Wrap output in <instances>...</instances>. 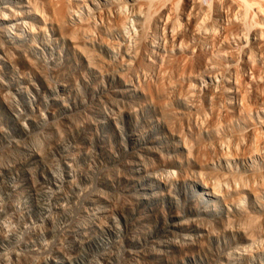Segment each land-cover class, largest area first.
Segmentation results:
<instances>
[{
	"label": "rangeland",
	"instance_id": "obj_1",
	"mask_svg": "<svg viewBox=\"0 0 264 264\" xmlns=\"http://www.w3.org/2000/svg\"><path fill=\"white\" fill-rule=\"evenodd\" d=\"M128 1L0 0V264H264V52Z\"/></svg>",
	"mask_w": 264,
	"mask_h": 264
},
{
	"label": "bare ground",
	"instance_id": "obj_2",
	"mask_svg": "<svg viewBox=\"0 0 264 264\" xmlns=\"http://www.w3.org/2000/svg\"><path fill=\"white\" fill-rule=\"evenodd\" d=\"M152 1L153 0H129L128 1V5L129 6H131L132 8L138 9V12L136 14V17H137V19H138V21L140 23H142L143 20H144V23L146 21H148V20L150 21V18L151 19H154L155 21H159V19L162 18L160 16H162L165 13V11H166V9H165L166 6L164 5V2L165 1H161V3L163 2L162 4H157L158 2L160 3L159 0L158 1H155L156 4L154 5V7L153 6L151 7V2ZM152 3H154V2H152ZM191 5H192V8H194V10H195L194 11V19H193V22H196L197 23L198 17H199V15H200L201 12H204V13L207 12L208 13L209 11H212V13H213L215 11L214 13L216 15H219L220 17H223V18H226V17L230 18L231 17V19H228L227 18V20H228L229 23H227V25L225 24L226 26L224 25V27H223L224 28L223 29L224 31L222 30V32H224V34H227L229 31L232 32L233 29H235V30L238 29V31H240V33L242 34L243 41L245 42L242 45L243 50L244 49H245V51L249 50L248 43L251 41L252 44H255L260 50H262V52H264V0H215L214 5L209 4V6H206L207 8L203 7L202 4H200L199 2H196V0H195V1H192V4ZM205 5H208V4H205ZM250 10H252V11L255 10V12L253 13L254 17L256 16L255 18H257L260 15V17L263 20L262 25H260V24H258V26L257 25L256 26L255 25L254 26H251L250 25V22L249 21H252L253 20V17L251 16L252 11L250 12ZM230 12L232 14H230ZM113 13H114V17L116 18V21H118L119 22V25L122 26V28L125 30L128 27V26H126L124 24L125 23L124 20L127 18V15H128L127 6L126 5H121V3L113 4ZM256 13L258 14V16L255 15ZM204 16H206V14H204ZM249 17L250 18L252 17V20H250ZM207 18H205V19H207ZM261 18H259V20ZM229 20H231V21H229ZM187 21H189V20H187ZM126 22H127V20H126ZM198 22L201 23L202 21L201 22L198 21ZM167 23L165 22V24H167ZM163 24H164V22H163ZM198 24H197V27L199 26ZM203 24H206V23H203ZM192 25H193V23H192ZM185 26H186V24H185ZM194 27L195 26H193V28ZM204 27L202 26V28H204ZM198 30H200V29L198 28ZM197 32H199V31H197ZM180 33H178V32L176 33L175 32V36H174L175 39L173 38L175 40V42L177 40H179V38L181 36ZM179 34H180V36H179ZM206 34H204L203 40L206 39V38H208ZM209 34L211 35V36L209 35L211 37V39L212 38L214 39L215 35L213 34L214 36L212 37V34L210 32H209ZM196 35H198V34H196ZM205 35H206V38H205ZM198 38H199V36H198ZM201 38H202V35H201ZM215 38H217V37H215ZM203 40L202 41L200 40V42L202 43V44H200L201 47L199 46L200 47V48H198L199 50L197 49V51H196V56L199 57L200 59L202 58L203 53L205 54V52H206V50L204 51L203 49H201L202 48V45H204L205 42L209 40V38L206 41H203ZM211 42L212 41H210L209 44H211ZM255 45H253V46H255ZM250 50H251V48H250ZM262 52H260V53L262 54ZM247 66H250V64L248 65L247 62H246L244 64V67H247ZM227 68L229 69V71H232V70H230L231 69V66H229ZM228 69H226V70L228 71ZM235 72H237V70H235ZM250 80H251V78H250ZM226 84L228 85V82ZM226 93L230 94L231 91L228 90V91H226Z\"/></svg>",
	"mask_w": 264,
	"mask_h": 264
}]
</instances>
